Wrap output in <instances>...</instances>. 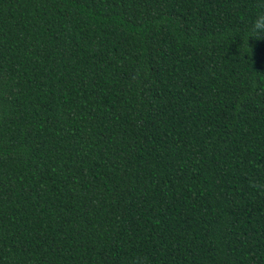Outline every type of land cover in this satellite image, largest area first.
Returning <instances> with one entry per match:
<instances>
[{"label":"trees","instance_id":"trees-1","mask_svg":"<svg viewBox=\"0 0 264 264\" xmlns=\"http://www.w3.org/2000/svg\"><path fill=\"white\" fill-rule=\"evenodd\" d=\"M260 0H0V264H264Z\"/></svg>","mask_w":264,"mask_h":264},{"label":"clouds","instance_id":"clouds-1","mask_svg":"<svg viewBox=\"0 0 264 264\" xmlns=\"http://www.w3.org/2000/svg\"><path fill=\"white\" fill-rule=\"evenodd\" d=\"M245 37L246 40L264 37V0H260L257 5V11L251 22L247 25Z\"/></svg>","mask_w":264,"mask_h":264}]
</instances>
